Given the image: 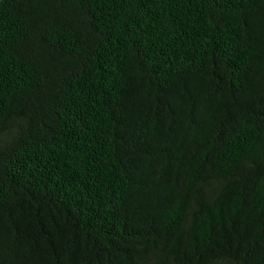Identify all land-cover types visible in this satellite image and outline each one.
<instances>
[{
	"label": "trees",
	"instance_id": "1",
	"mask_svg": "<svg viewBox=\"0 0 264 264\" xmlns=\"http://www.w3.org/2000/svg\"><path fill=\"white\" fill-rule=\"evenodd\" d=\"M0 264H264V0H0Z\"/></svg>",
	"mask_w": 264,
	"mask_h": 264
}]
</instances>
